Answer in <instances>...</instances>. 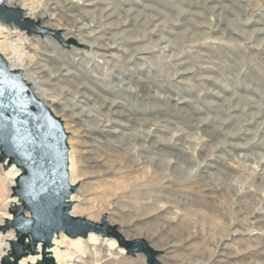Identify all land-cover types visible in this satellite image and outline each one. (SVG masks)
<instances>
[{
	"label": "rangeland",
	"instance_id": "374dc122",
	"mask_svg": "<svg viewBox=\"0 0 264 264\" xmlns=\"http://www.w3.org/2000/svg\"><path fill=\"white\" fill-rule=\"evenodd\" d=\"M52 5L76 33L113 44L109 56L70 49L82 79L122 105L102 106L101 96L85 99L64 78L44 77L70 132L81 198L75 214L99 220L108 212L123 232L158 247L164 264H264V0ZM15 38L7 40L23 55H38ZM140 47L147 52L134 54ZM122 82L126 89L113 92ZM5 171L0 164V223L16 198ZM7 234L15 231L0 230V258ZM86 251L78 264H147L143 253L104 244Z\"/></svg>",
	"mask_w": 264,
	"mask_h": 264
},
{
	"label": "water",
	"instance_id": "95a60500",
	"mask_svg": "<svg viewBox=\"0 0 264 264\" xmlns=\"http://www.w3.org/2000/svg\"><path fill=\"white\" fill-rule=\"evenodd\" d=\"M0 18L30 32L52 33L65 47L73 44L63 40L59 31L25 17L20 8L8 6L4 0H0ZM69 136L65 120L33 92L22 71L10 68L0 53V164L4 170L13 163L21 168L11 187L12 197L19 202L12 201L8 208L11 216L0 223L3 233L15 231L7 241V253L13 261H7L4 252L0 264H20L24 256L39 252L40 243L44 248L51 246L54 234L60 231L72 237L97 232L115 238L130 256L140 252L147 264H164L158 258L160 252L144 237L127 238L108 222V212L97 220L70 211L71 196L79 182L73 184L70 179ZM34 264L57 263L52 255L44 253Z\"/></svg>",
	"mask_w": 264,
	"mask_h": 264
},
{
	"label": "bare ground",
	"instance_id": "6f19581e",
	"mask_svg": "<svg viewBox=\"0 0 264 264\" xmlns=\"http://www.w3.org/2000/svg\"><path fill=\"white\" fill-rule=\"evenodd\" d=\"M4 1L8 6L20 8L23 11L25 17L31 18L34 21L37 20L38 22H40L41 26L46 27L51 30H57L59 32H62L63 40L69 39V41L73 42L74 44V45L72 44L68 46V48H66L68 50H64L60 48L59 44L53 39L51 35L46 34V33L41 34V33L30 32L27 28H21L20 26H17L15 23L4 22L0 18V53L5 57L10 68L16 69V70L18 69L22 71L24 78L30 84L33 92L37 96L42 98L56 115H58L59 112L55 108L56 107L55 103L59 101L57 98L48 97L49 95L47 96V89L44 87V84H43V82H45L47 78L53 79V78L62 77L65 80L69 81L71 85L75 84V86L77 87L78 93H80L81 97L85 99L94 100L96 98L95 96H99V97L101 96L99 99V103L102 106L104 105H109V106L113 105L114 107L122 106L120 104L121 102L120 100L111 98L109 96L102 95V92H101L102 90L101 91L99 90L101 92L100 94L99 91L95 89V87H98V84L94 80L82 79L83 73L80 70L75 69L76 61L74 60L72 56L73 54H75V50L70 49L74 47L75 44L81 45L79 49H81L82 46L97 47L98 49L93 50V53H98V54H102L105 56H109L107 51L108 49L113 47V44L111 42L105 45H99V44L97 45L95 42L89 41L88 38H85L81 36L80 34L76 33L75 32L76 28H73V24L70 23L69 20L65 19V21L62 22L61 20L62 10L61 8L58 9L55 5H52L53 0H46L47 1L46 3L49 4V6L46 5V7H41L39 4H36L35 1L37 0H4ZM65 1L70 2L73 0H65ZM215 7H218V6H213L212 8H215ZM223 10H224V7L222 8V10H220V7H218L217 13H222ZM86 12L87 14L90 13L89 10H87ZM113 13L114 12H111L105 17L113 16ZM102 15L104 14L102 13ZM46 17H49L48 18L49 20L45 21ZM78 20H80V18ZM260 32H261V29H260ZM12 36L16 38L13 40L11 39L10 40L13 42L17 41L16 42L17 44L18 43L24 44L26 45V47H29L30 44H33V48L38 53V55L35 57L34 56L27 57L23 55L24 53L22 54L21 53L22 51H18L17 50L18 48L16 49L13 43L7 40L8 38H12ZM158 44L159 43L157 42L154 43L153 47H157ZM169 46H170V43H167L163 47L167 48ZM83 50H80V51H83ZM143 52H147V49L145 47H140L136 49L134 54H139ZM116 75L118 78H121L118 76V74ZM44 77H47V78H44ZM123 89H126L125 82H122V84L120 85L118 89H113L114 90L113 92L117 90L122 91ZM67 108H62V111L65 113ZM112 110L118 116L125 117L123 116L124 115L123 110H120L117 108L112 109ZM116 121L118 122V120ZM119 123L123 126L126 125L125 122L122 123L121 121H119ZM72 155L73 153H71L70 151L68 169L70 171V179L72 183L75 184L77 183L78 175L77 176L75 175L76 174L75 173L76 164H75V160L73 159ZM5 170H6L5 171L6 175L10 178V181L13 183L16 175L20 173L21 168L17 167L16 164L13 163ZM79 199H81L79 196V189L78 190L76 189L75 191H73L72 196H71L73 205L70 211L74 214L77 213L76 209L78 206ZM15 201L19 202L17 198H15ZM10 216L11 214L7 212L4 217L7 218ZM106 218L108 222H110L108 216H106ZM110 223L113 225H116L118 230L123 232L118 224L112 223V222ZM123 233L127 238H134V237L129 236L126 232H123ZM13 236L14 234L13 235L7 234V237L13 238ZM135 237H141V236H135ZM146 240L149 242L148 239ZM87 244H104L109 249H115L121 254H125V255L127 254L126 249L124 247H121L115 238L108 237L106 235H102L97 232H90L87 236L78 235V236L72 237L68 235L66 232L60 231L54 234L53 244L51 246L44 248L41 246V243H40L38 245L39 252L37 254L30 253L29 255L24 256L21 259L20 264L37 263L39 262V260L41 259L44 253H49L50 255H52L54 259L56 260L57 264H78L77 263L78 255L87 254V251H86ZM149 244L154 249L158 248V247H154L151 242H149ZM5 246L7 250L9 251V247H7V245ZM6 255L8 258L7 261L12 262L13 256L8 253ZM158 258L162 260V258L159 255H158Z\"/></svg>",
	"mask_w": 264,
	"mask_h": 264
}]
</instances>
